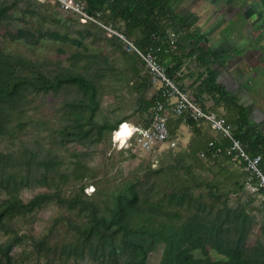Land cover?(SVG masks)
Instances as JSON below:
<instances>
[{
	"label": "rangeland",
	"instance_id": "rangeland-1",
	"mask_svg": "<svg viewBox=\"0 0 264 264\" xmlns=\"http://www.w3.org/2000/svg\"><path fill=\"white\" fill-rule=\"evenodd\" d=\"M0 4L6 8L0 22V48L3 51L35 61L48 74L65 69L89 70L87 75L90 72L89 76L97 85L98 108L94 119L98 124L115 122L122 117L131 123L145 119L146 114L140 111L139 105L141 99L154 94L156 86L149 83L141 60L127 49L123 39L110 35L95 22H82L74 13L63 11L50 0H0ZM100 14L105 21L106 17ZM106 23L136 44L124 33L120 22ZM140 83L146 84L148 89L138 88ZM81 98L76 86L66 85L55 92L25 93L0 112L3 125L0 129V157H14L18 161H23V157L30 158L27 168L4 166L0 159V178L11 173L29 176L31 183L18 192L25 203L43 193H56L31 210L14 213L0 223V243L16 237L11 251L16 264H108L89 257L65 260L56 252H49L45 257L38 255L35 249L34 241L39 238L47 241L46 247H54L73 235L70 228L80 217L57 199L69 197L77 188L75 183L80 175L86 179L84 194L94 198L101 208L99 199L107 197L126 181H135L138 195L154 203L172 191L183 189L186 205L189 197L210 205L213 198L207 191L209 184H214L220 195L216 203L226 202L232 209L239 208L246 213L249 221L246 244L252 246L264 239V192L246 182V173L239 161L232 158L217 161L238 175L237 180L242 186L235 189V178L218 179L221 177L214 161L198 160L188 175L182 168L171 170L167 164L172 161L165 155L169 150L165 144L157 145L150 152L134 147L128 149L124 144L118 145L112 138V130L107 128L102 130L100 137L93 128L83 139H70L67 132L74 124L68 103ZM168 120L177 145L173 151L189 148L211 136L205 127L198 134L185 123H179L178 118L169 116ZM30 152L35 156L27 155ZM39 159L51 161L47 171L55 181H35L44 171ZM160 165L163 170L159 174L149 172ZM58 172L65 174L61 180ZM53 182L55 185L58 182L60 189L55 191ZM9 202V196L0 189V208ZM183 213L188 214L187 211ZM162 247L160 243L148 254L147 264H157ZM194 254L204 256L198 250ZM207 255L214 260L224 258L212 248Z\"/></svg>",
	"mask_w": 264,
	"mask_h": 264
},
{
	"label": "trees",
	"instance_id": "trees-1",
	"mask_svg": "<svg viewBox=\"0 0 264 264\" xmlns=\"http://www.w3.org/2000/svg\"><path fill=\"white\" fill-rule=\"evenodd\" d=\"M84 1L89 12H101L106 17V22H120L124 33L132 37L140 48H145L150 43H164L169 33L174 32L176 50L161 55V62L167 74L182 83L184 79H189L192 74L197 73L193 83L189 84L194 86L193 93L187 91L182 85L183 89L202 106L217 111L220 99L226 94L216 82L215 71L209 66L207 57L209 58L212 53L207 45L201 43L202 38L196 34L193 16L178 13L172 7L171 0ZM5 12L6 8L0 4V22ZM213 57L215 58L214 55ZM189 62L192 64H188ZM201 67L203 70L200 69ZM88 71L86 68L81 71L65 69L48 74L42 71L35 61L5 52L0 48V112L3 107L16 101L25 93L55 92L66 85H74L80 91L82 98L77 102L68 103L73 112L74 124L67 132L69 138L83 139L89 136L93 128H96L98 137L104 128L112 130L113 133L118 124L126 119L122 117L115 122L97 123L94 119L98 108L97 85L89 76L90 72L87 75ZM147 79L149 80L148 74ZM138 88L144 91L148 89V86L140 83ZM204 92L210 94L213 99V103L209 106L200 98ZM159 97L160 90L155 88L151 97L141 99L139 108L146 117L141 122L132 123L147 126L151 116V106ZM229 100L234 106V100ZM242 115L239 113L238 117L226 119L233 124V133L240 139L246 152L250 155H261L260 167L264 171V132L254 126L244 115L241 118ZM176 118L179 122H183L180 117ZM183 123L198 134L203 127L209 128L203 121L187 119ZM2 127L0 123V129ZM172 136L174 137L173 134ZM210 140H213L212 146L208 145ZM228 144L227 139L216 134L186 149L173 151L177 145L168 147L169 150L165 155L171 158L172 163L167 165L171 170L182 168L185 175L191 174V168L200 159L214 161V163L220 158L231 159L224 150ZM127 148L131 149L132 146ZM217 148L222 150L215 153ZM27 155L35 156L31 152ZM13 158L3 155L0 157L4 166L29 167V157H23V161ZM39 160L42 162L44 171L35 181L43 183L50 179L54 180L47 171L51 161ZM217 164V174L221 177L218 178L219 180L235 178L234 183L237 186L235 189L242 186L234 171L226 165H219V162ZM240 164L243 167V163L240 162ZM162 170L163 167L160 165L149 172L159 174ZM245 173L247 177L248 173L246 171ZM16 174L11 173L8 177L0 178V189L9 196L10 200L8 205L0 208V223L14 213L31 210L42 200L56 194L55 192L43 193L25 203L18 196V192L20 188L28 186L31 181L27 175L17 176ZM58 175L60 180L65 176L59 172ZM79 177L75 183L77 188L71 191L69 197L60 196L57 199L70 210H75L80 217V220L70 228L73 235L61 245L54 247H46L48 244L44 238L35 240L38 255L48 257L49 252H56L65 260L89 257L108 264H147L148 254L162 243L161 256L157 264H264V239L252 246L246 244L249 228L246 213L239 208L232 209L226 202L216 203L220 195L215 191L214 184H209L207 191L213 198L210 205L202 200L191 199L192 197L188 198V205H186L184 202L186 192L183 189L172 191L154 203L138 195L135 190V181H126L121 187L108 193L107 197L99 199L102 202L101 208L94 198L84 194L86 179L84 175ZM58 182L56 185L53 182L55 191L60 189ZM184 211L188 214L185 215ZM14 238L6 243H0V264H16L11 253L16 242V237ZM210 248L222 254L224 258L212 259L207 255ZM197 250L204 253V256H196L194 251ZM120 257L123 259L120 260Z\"/></svg>",
	"mask_w": 264,
	"mask_h": 264
},
{
	"label": "crops",
	"instance_id": "crops-1",
	"mask_svg": "<svg viewBox=\"0 0 264 264\" xmlns=\"http://www.w3.org/2000/svg\"><path fill=\"white\" fill-rule=\"evenodd\" d=\"M173 4L179 12L194 14L196 34L212 53L207 61L226 94L220 99L217 111L225 118L243 114L264 132V6L261 0H173ZM196 74L182 82L190 93L194 86L189 84ZM200 98L207 106L213 103L211 95L205 92ZM229 99L234 100L235 107ZM169 116L176 118L171 113ZM206 129L212 137L216 136Z\"/></svg>",
	"mask_w": 264,
	"mask_h": 264
},
{
	"label": "built area",
	"instance_id": "built-area-1",
	"mask_svg": "<svg viewBox=\"0 0 264 264\" xmlns=\"http://www.w3.org/2000/svg\"><path fill=\"white\" fill-rule=\"evenodd\" d=\"M50 1L56 3L63 11L74 13L82 22H95L106 29L110 35H116L123 39L127 49L134 52L141 60L149 76V83L160 90V97L156 98L151 106V116L147 126H140L139 124L126 121L130 128L123 137V144L126 147L132 146L143 152H150L161 144H165L167 147H174L176 140L168 126L169 113L175 117H180L183 122L187 119L203 121L210 130L229 141L224 150L233 160L243 163V169L248 173L246 182L264 191V171L260 167L261 155H250L247 153L240 139L234 135L231 124L223 114L202 106L199 101H196L190 93L183 89L180 81L167 74L161 62V55L176 50V34L174 32L169 33L164 42L165 44L162 42L150 43L145 48H140L127 39L121 31L106 23L102 19L100 12H89L84 0ZM123 124L124 121L120 122L113 133L119 131ZM113 133L112 138L114 139ZM117 143L120 145V142ZM208 145L212 146L213 140H210ZM221 150L222 148H217L215 153Z\"/></svg>",
	"mask_w": 264,
	"mask_h": 264
},
{
	"label": "bare ground",
	"instance_id": "bare-ground-1",
	"mask_svg": "<svg viewBox=\"0 0 264 264\" xmlns=\"http://www.w3.org/2000/svg\"><path fill=\"white\" fill-rule=\"evenodd\" d=\"M127 123L124 121V124L121 126L119 131L114 132V139L117 142H121L120 144L123 146L124 140L123 137L126 135V133H128V131L130 130L129 126L126 125ZM122 138V139H121ZM121 139V140H120Z\"/></svg>",
	"mask_w": 264,
	"mask_h": 264
},
{
	"label": "flooded vegetation",
	"instance_id": "flooded-vegetation-1",
	"mask_svg": "<svg viewBox=\"0 0 264 264\" xmlns=\"http://www.w3.org/2000/svg\"><path fill=\"white\" fill-rule=\"evenodd\" d=\"M261 3H262V5L264 6V0H261ZM171 5H172V7L177 11L176 7H175L174 4H173V0H171ZM177 12H178V13H181V14H183V15H191V16H193V17L196 19V17L194 16L193 13H182V12H179V11H177ZM261 29H262V27H261ZM262 31L264 32V27H263ZM259 127H260V126H259ZM260 130H261V129H260Z\"/></svg>",
	"mask_w": 264,
	"mask_h": 264
}]
</instances>
